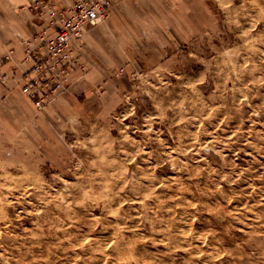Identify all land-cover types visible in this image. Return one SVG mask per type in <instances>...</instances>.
<instances>
[{
	"label": "rangeland",
	"instance_id": "1",
	"mask_svg": "<svg viewBox=\"0 0 264 264\" xmlns=\"http://www.w3.org/2000/svg\"><path fill=\"white\" fill-rule=\"evenodd\" d=\"M37 3L23 97L0 57V264H264V0H119L44 77Z\"/></svg>",
	"mask_w": 264,
	"mask_h": 264
},
{
	"label": "built area",
	"instance_id": "2",
	"mask_svg": "<svg viewBox=\"0 0 264 264\" xmlns=\"http://www.w3.org/2000/svg\"><path fill=\"white\" fill-rule=\"evenodd\" d=\"M119 0H37L40 16L46 18L44 35L45 51H34L37 59L35 72L40 77L57 74L70 58L68 47L73 39L82 35L83 29L102 21ZM37 6V7H38ZM46 16V17H45ZM51 27V32L47 30ZM38 53L40 55H38ZM66 59V60H65ZM63 68V69H61ZM32 84H29L31 87ZM28 87V88H29ZM27 89V88H26ZM39 104V102H38Z\"/></svg>",
	"mask_w": 264,
	"mask_h": 264
},
{
	"label": "crops",
	"instance_id": "3",
	"mask_svg": "<svg viewBox=\"0 0 264 264\" xmlns=\"http://www.w3.org/2000/svg\"><path fill=\"white\" fill-rule=\"evenodd\" d=\"M30 3L31 0H0V57L15 48L12 60L5 61L1 70L11 79L9 88L14 91L13 94L20 97L24 96L22 85L26 82L23 73L28 67L20 63L25 53L19 41L26 39L35 30Z\"/></svg>",
	"mask_w": 264,
	"mask_h": 264
}]
</instances>
